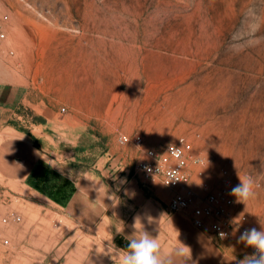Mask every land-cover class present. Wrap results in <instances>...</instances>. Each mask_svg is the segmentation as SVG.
<instances>
[{
	"label": "rangeland",
	"instance_id": "374dc122",
	"mask_svg": "<svg viewBox=\"0 0 264 264\" xmlns=\"http://www.w3.org/2000/svg\"><path fill=\"white\" fill-rule=\"evenodd\" d=\"M0 30L7 34L0 50V78L24 76L38 83L44 71H51L52 84L58 86L61 73L70 67L63 57L72 47L84 56L85 78L110 89L113 98L157 95L151 106L163 104L165 111L167 101L175 103L171 140L160 147L182 136L192 140L195 150L208 156L207 178L215 186L225 167L233 174V187L240 182L238 175L252 177L254 196L246 204L234 197L235 208L248 216L251 228L264 224V0H0ZM55 96L53 103L61 107ZM25 114L35 121L32 112ZM124 134L109 136L97 124L89 127L75 160L67 165L69 175L43 165L32 183L26 181L46 197L24 183L0 180V218L22 216L9 223L0 219V264L47 261L30 263L33 252L26 241L58 240L60 216L49 213L51 220L44 223L35 206L60 211L79 172L93 173L114 196L100 201L113 208V231L129 224L138 191L151 194V185L160 183L141 180L135 161L148 146L121 143ZM170 197L162 204L166 212ZM120 210L126 214L123 221ZM170 216L191 223L188 212ZM111 239L101 238L103 249ZM115 243L125 249L128 241L117 235ZM239 245L240 259L251 254ZM66 247L46 249L49 255L74 254L75 244ZM36 248L45 250L43 245Z\"/></svg>",
	"mask_w": 264,
	"mask_h": 264
},
{
	"label": "crops",
	"instance_id": "0c3cea01",
	"mask_svg": "<svg viewBox=\"0 0 264 264\" xmlns=\"http://www.w3.org/2000/svg\"><path fill=\"white\" fill-rule=\"evenodd\" d=\"M67 50L63 60L70 67L61 73L58 86L52 84L51 71H44L38 83L24 76H13L10 80L0 78V180L24 183L42 197L46 195L26 181L35 180L39 172L37 168L43 165L55 166L69 175V161L75 160L85 132L95 124L109 136L142 133L148 148L163 146L171 140L168 134L174 120L172 113L175 103L167 101L165 111L163 104L151 106L157 95L115 99L110 89L96 83L91 77L85 78L88 73L83 69L84 56L73 52L72 47H67ZM56 94L61 107L53 103L57 100ZM150 107L152 110L149 112ZM26 111L42 120L37 122L27 118ZM22 127H27L31 134H27ZM107 153L111 154V147ZM126 161L124 157L122 162ZM73 180L75 190L67 205L59 207L60 211L35 206L38 218L44 223L51 220L46 216L49 213L58 214L61 229L58 240L45 237L37 243H32L30 239L26 241L28 251L33 252L28 255L30 263H44L47 258L44 264H118L117 253L122 248L116 245L115 237L121 235L125 241H129L135 230L138 233L143 229L158 239L160 255L165 264H238L241 260V247L235 236L217 239L196 229L192 223H182L165 211L162 204L174 193L169 187L152 184L153 191L148 195L143 190L138 191L133 206L135 212L130 214L129 224L113 231L109 212L113 208L100 205V201L114 196L103 181L91 172H79ZM112 206L116 207L114 200ZM119 215L123 221L125 212L120 210ZM33 220L36 222L37 219ZM63 225L66 228H62ZM102 225L107 228L102 229ZM109 237L112 238L111 244L103 249L105 244L101 238ZM73 244L74 254L47 253L49 246H59L62 251L65 245L68 248ZM39 245L45 247L44 252L37 250L36 246Z\"/></svg>",
	"mask_w": 264,
	"mask_h": 264
},
{
	"label": "built area",
	"instance_id": "2783aa9c",
	"mask_svg": "<svg viewBox=\"0 0 264 264\" xmlns=\"http://www.w3.org/2000/svg\"><path fill=\"white\" fill-rule=\"evenodd\" d=\"M8 17L3 15L4 19ZM6 37V32L0 30V50ZM119 140L138 147L145 143L144 134L139 132L121 135ZM208 164V156L196 151L193 141L182 136L165 147L146 148L135 161L134 169L143 182L160 183L174 190L167 203L169 214L188 212L196 229L217 239H230L251 228L249 219L236 211L234 196L230 195L234 181L231 171L223 168L220 184L215 186L207 178ZM0 219L9 223L12 219L20 221L22 216L14 214ZM221 233L225 234L223 238ZM4 243L8 244L9 240L5 239ZM250 250L252 254L254 249Z\"/></svg>",
	"mask_w": 264,
	"mask_h": 264
},
{
	"label": "clouds",
	"instance_id": "9594fccd",
	"mask_svg": "<svg viewBox=\"0 0 264 264\" xmlns=\"http://www.w3.org/2000/svg\"><path fill=\"white\" fill-rule=\"evenodd\" d=\"M238 178L240 182L231 188L230 195L236 198L237 203L246 204L254 196L255 182L250 176L238 175ZM224 235L221 233L222 238ZM130 237L127 248L117 253L118 264H165L160 255V244L157 238L144 229L138 233L135 230ZM238 243L254 249L252 254L245 255L238 264H264V224H261L259 230L256 227L245 229L240 234ZM181 254L183 255L182 249Z\"/></svg>",
	"mask_w": 264,
	"mask_h": 264
},
{
	"label": "trees",
	"instance_id": "16d2710c",
	"mask_svg": "<svg viewBox=\"0 0 264 264\" xmlns=\"http://www.w3.org/2000/svg\"><path fill=\"white\" fill-rule=\"evenodd\" d=\"M34 120L35 121H41L42 120V118L41 117H38V116H34ZM31 134V133H30ZM40 168V167H39ZM39 168H37V171H39ZM37 173H39V172H37ZM37 175V174H36ZM37 177V176H36ZM29 182H31L32 183V181H29ZM35 186V185H34ZM36 187V186H35ZM74 190H75V188H73V190L71 191V193L68 195V196H66V199H69L70 197H71V195H72V193L74 192ZM65 203H67V200H66V202Z\"/></svg>",
	"mask_w": 264,
	"mask_h": 264
}]
</instances>
